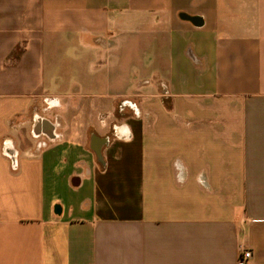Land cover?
Here are the masks:
<instances>
[{
	"label": "crops",
	"instance_id": "crops-1",
	"mask_svg": "<svg viewBox=\"0 0 264 264\" xmlns=\"http://www.w3.org/2000/svg\"><path fill=\"white\" fill-rule=\"evenodd\" d=\"M264 264V0H0V264Z\"/></svg>",
	"mask_w": 264,
	"mask_h": 264
},
{
	"label": "built area",
	"instance_id": "built-area-1",
	"mask_svg": "<svg viewBox=\"0 0 264 264\" xmlns=\"http://www.w3.org/2000/svg\"><path fill=\"white\" fill-rule=\"evenodd\" d=\"M252 257L251 252H246L242 258H240V264H247V261Z\"/></svg>",
	"mask_w": 264,
	"mask_h": 264
}]
</instances>
